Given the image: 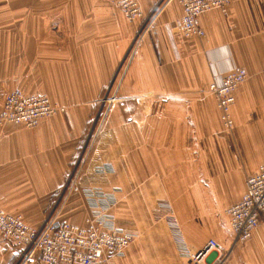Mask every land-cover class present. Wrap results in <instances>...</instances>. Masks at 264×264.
Instances as JSON below:
<instances>
[{"label": "crops", "instance_id": "0c3cea01", "mask_svg": "<svg viewBox=\"0 0 264 264\" xmlns=\"http://www.w3.org/2000/svg\"><path fill=\"white\" fill-rule=\"evenodd\" d=\"M120 1L0 0V112L16 89L65 109L36 129L0 125V207L30 227L50 215L78 225L89 216L83 195L65 191L107 95L115 101L78 184L113 194L112 215L125 231L139 207L163 196L174 203L213 190L228 197L226 210L264 164V0H231L227 13L203 14V40L180 34L178 0H137L143 15L134 22ZM230 67L249 77L236 91L235 126L226 132L208 90L213 74ZM102 166L113 172L100 173ZM232 257L235 264H264V223ZM23 263L0 238V264ZM26 264L43 263L35 256Z\"/></svg>", "mask_w": 264, "mask_h": 264}, {"label": "built area", "instance_id": "2783aa9c", "mask_svg": "<svg viewBox=\"0 0 264 264\" xmlns=\"http://www.w3.org/2000/svg\"><path fill=\"white\" fill-rule=\"evenodd\" d=\"M178 1L183 9L180 34L186 39H205L201 16L213 11L225 14L231 5V0ZM118 7L130 22L143 15L137 0H121ZM248 77L246 69L235 67H230L225 74H213L208 93L216 98L220 121L227 131H232L235 126L233 107L236 91L247 82ZM64 112L63 107L47 96L27 95L16 89L4 97L0 125L36 129L43 120ZM90 148L82 154L65 191L68 196L80 193L85 198L90 214L83 225L66 223L50 215L41 227L33 228L22 216L8 214L0 207V238L11 242L22 253L23 264L33 261L35 256L43 264H110L113 258L125 254L133 243V234L119 229L112 215L118 203L116 197L98 188L79 187L81 167ZM108 170L106 166L99 168L100 173ZM226 215L234 236L233 246L248 243L264 223V164L247 178L245 193L239 202L226 209ZM190 256L194 264H232L230 250L224 249L214 239Z\"/></svg>", "mask_w": 264, "mask_h": 264}, {"label": "rangeland", "instance_id": "374dc122", "mask_svg": "<svg viewBox=\"0 0 264 264\" xmlns=\"http://www.w3.org/2000/svg\"><path fill=\"white\" fill-rule=\"evenodd\" d=\"M109 99L107 95L99 102L101 107L94 115L85 151L96 139L98 127L104 120L105 109L108 107L109 110L115 101ZM222 128L231 132L225 130L223 125ZM193 162H197L199 170L200 160ZM112 172L113 168L110 167L108 173ZM195 173L198 177L201 174L200 171ZM206 192L207 195L201 196L198 189L192 196L173 198L174 203L172 198L163 196L157 198L160 200L158 204L145 207V211H141L139 207L134 218L128 221L127 232L133 234V243L125 254L113 259L118 260V264H194L190 255L197 253L210 239H214L224 249L230 250L231 262L235 264L232 251L236 246L229 249L228 241L231 240L232 232L230 234L226 207L221 205L228 197L219 196L213 190Z\"/></svg>", "mask_w": 264, "mask_h": 264}]
</instances>
